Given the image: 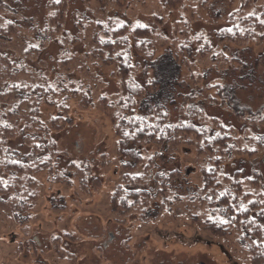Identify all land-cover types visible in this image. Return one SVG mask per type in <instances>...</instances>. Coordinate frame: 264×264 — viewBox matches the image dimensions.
I'll list each match as a JSON object with an SVG mask.
<instances>
[{"label":"rangeland","instance_id":"rangeland-1","mask_svg":"<svg viewBox=\"0 0 264 264\" xmlns=\"http://www.w3.org/2000/svg\"><path fill=\"white\" fill-rule=\"evenodd\" d=\"M69 1L64 34H82V41L61 51L58 40L52 39L40 54L24 59L28 44L39 41L34 32L46 26L52 0H0V13L21 27L26 38L29 35L1 51L52 78L56 72L76 81L97 75L104 84L102 92L118 109L115 67L102 66L90 57L80 56L66 64L59 60L96 47L92 36L99 24L143 23L166 40L157 44L152 60L136 56L141 67L138 78L151 86L136 112L149 113L161 106L175 124L187 119L189 107H197L235 126L244 147L251 145L250 135L264 134L259 123L264 108V41L241 45L216 39L240 0H184L195 7L193 15L182 8L168 12L165 0H128L124 6H113L110 0ZM263 7L264 0H257L250 11L260 12ZM156 15L162 16L161 22L155 21ZM98 95V90L93 91L87 108L73 104L69 123L52 131L59 151L57 168L71 161L88 166L86 187L79 176L69 186L54 183L48 179L50 174L42 172L38 177L41 193L32 207L14 210L12 203L0 201V264H248L186 218L154 213L155 219L148 223H141L136 215L123 222L115 219L110 206L114 188L125 172L142 169L127 166L130 160L119 150L114 123L99 107ZM43 111L47 116L57 113L50 106ZM9 146L19 158L32 153L22 135L11 139ZM169 157L159 158L156 171L182 172L172 182L176 192L186 194L202 184L200 169L210 164L208 156L199 157L193 148L181 146ZM235 170L264 182V152L227 157L222 171ZM93 177L100 183L95 184ZM54 236L59 237L55 242L60 248L54 246Z\"/></svg>","mask_w":264,"mask_h":264},{"label":"trees","instance_id":"trees-1","mask_svg":"<svg viewBox=\"0 0 264 264\" xmlns=\"http://www.w3.org/2000/svg\"><path fill=\"white\" fill-rule=\"evenodd\" d=\"M110 1L113 6H124L128 0ZM69 2L52 0L46 26L34 32L39 41L28 44L22 52L24 59L40 54L52 39L58 40L61 51L71 50L75 41H82V34H64ZM164 4L168 12L182 8L194 13L195 7L184 0H165ZM256 4L257 0H240L239 6L229 14L226 26L216 33L218 43L259 45L264 41V7L260 12L250 11ZM155 21L161 22L162 16L156 15ZM20 28L0 13L1 202L12 203L14 210L32 207L41 193L38 177L42 172L50 174L48 179L54 183L69 186L79 176L80 184L86 187L88 166L71 161L57 168L59 151L52 131L69 123L73 104L82 109L89 107L93 91L98 90L99 107L114 123L119 150L130 160L127 166L142 169L125 172L114 188L110 206L115 219L123 222L127 216L136 215L141 223H148L155 219L154 213H166L176 220L186 218L219 238L226 250L244 262L264 264V182L258 176L243 175L241 170L222 171L227 157L264 152V134L250 135L251 145L244 147L235 126L197 107H189L187 119L175 124L170 123L161 106L149 113L136 112V107L146 101L151 87L138 78L141 67L136 56L152 60L157 44L165 42L164 37L143 23L99 24L92 36L96 47L59 60L66 64L80 56L90 57L102 66L115 67L119 87L116 109L102 92L104 84L99 76L84 75L76 81L56 72L52 78L1 51L13 40L28 38ZM44 106L55 108L57 113L45 115ZM259 114L263 126L264 108ZM19 135L32 150L31 155L23 158L9 146L10 140ZM181 146L191 147L199 157L208 156L210 160L208 166H201L202 184L186 194L172 188V182L182 177L179 169L156 171L159 158L165 154L173 158ZM92 179L95 184L100 183L98 177ZM57 238L52 237L53 243L60 248L55 242Z\"/></svg>","mask_w":264,"mask_h":264},{"label":"snow or ice","instance_id":"snow-or-ice-1","mask_svg":"<svg viewBox=\"0 0 264 264\" xmlns=\"http://www.w3.org/2000/svg\"><path fill=\"white\" fill-rule=\"evenodd\" d=\"M57 2H59V0H57ZM230 31V30H229Z\"/></svg>","mask_w":264,"mask_h":264},{"label":"water","instance_id":"water-1","mask_svg":"<svg viewBox=\"0 0 264 264\" xmlns=\"http://www.w3.org/2000/svg\"><path fill=\"white\" fill-rule=\"evenodd\" d=\"M201 264H204V263H201Z\"/></svg>","mask_w":264,"mask_h":264}]
</instances>
